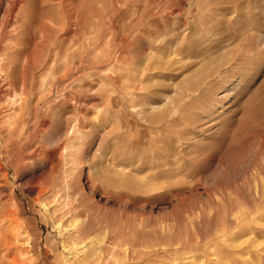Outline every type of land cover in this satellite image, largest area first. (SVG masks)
Segmentation results:
<instances>
[{
  "label": "rangeland",
  "instance_id": "1",
  "mask_svg": "<svg viewBox=\"0 0 264 264\" xmlns=\"http://www.w3.org/2000/svg\"><path fill=\"white\" fill-rule=\"evenodd\" d=\"M70 223L107 264H264V0H0V264H79Z\"/></svg>",
  "mask_w": 264,
  "mask_h": 264
},
{
  "label": "bare ground",
  "instance_id": "2",
  "mask_svg": "<svg viewBox=\"0 0 264 264\" xmlns=\"http://www.w3.org/2000/svg\"><path fill=\"white\" fill-rule=\"evenodd\" d=\"M115 57H114V59H113V62L115 61H119L120 59H122L120 56H118V54L116 55H114ZM81 57V56H80ZM109 58V57H108ZM112 58V57H111ZM81 59V58H80ZM30 61H32V60H30ZM82 61V60H81ZM74 62V61H73ZM83 62V61H82ZM80 64H82L83 65V63H80ZM68 66H69V64H68ZM81 66V65H80ZM143 67V66H142ZM65 68V67H64ZM73 69H75V66L74 67H72V68H70V71H72ZM143 69H149V68H143ZM61 70V69H60ZM203 70V69H202ZM21 71V70H20ZM20 71H18V75H20ZM60 72V71H59ZM217 72V71H216ZM215 72V73H216ZM78 73V72H77ZM134 73V72H133ZM214 73V72H213ZM67 74V73H66ZM137 74H139V73H137ZM212 75V74H211ZM205 76V75H204ZM208 76H210V74L208 75ZM48 77V76H47ZM66 77H67V75H66ZM131 77V76H130ZM206 77V76H205ZM202 78V77H201ZM200 78V79H201ZM131 79H133V77H131ZM136 79V77L134 78V80ZM138 79H139V76H138ZM199 79V80H200ZM64 80V76H63V73H61V74H59L57 77H55V78H53V79H51L50 81H49V85H50V87H51V90L54 92V91H59V90H61V88L62 87H58L59 85H60V82H62ZM190 80V79H189ZM187 81L188 83H185L184 85H181V86H183V87H185V86H188V88H189V86H190V88H193L196 84H197V82L199 83L200 81ZM22 82V81H21ZM114 82V81H113ZM133 82V81H132ZM135 83V82H134ZM218 83V82H217ZM222 83V80H221V82L220 83H218L217 85L218 86H220V84ZM136 84V83H135ZM223 84V83H222ZM221 84V85H222ZM41 85V84H40ZM43 86V85H42ZM45 86V85H44ZM61 86H63V85H61ZM130 87H126L127 89L128 88H130V91H131V93L133 94V95H135V93H137V92H133V91H139L140 90V88L141 87H139L138 85L136 86V85H129ZM16 87H18V89H17V91H18V93L22 90V84L19 82L18 84H17V86ZM28 87H30V86H28ZM46 87V86H45ZM125 88V89H126ZM16 89V88H15ZM186 89V88H185ZM194 89V88H193ZM47 90V89H46ZM129 90V89H128ZM180 90V89H179ZM199 90V89H198ZM16 91V90H15ZM142 91V90H141ZM181 91V90H180ZM200 91V90H199ZM204 91V90H203ZM16 93V92H15ZM181 93V92H180ZM184 93H186V92H184ZM191 93V92H190ZM198 94V93H197ZM200 94V93H199ZM198 94V95H199ZM181 95V94H180ZM179 95V96H180ZM183 95V94H182ZM179 96L177 97V99L179 98ZM184 96V95H183ZM195 96V95H194ZM197 96V95H196ZM170 98V97H169ZM176 98V97H175ZM181 98V97H180ZM180 98H179V100H180ZM21 99V98H20ZM164 99H165V97H164ZM168 99V98H167ZM166 99V100H167ZM186 99H187V97H186ZM9 100V99H8ZM72 100H73V98H72ZM179 100L178 101H176V102H178L179 103ZM189 100V99H188ZM188 100H185V101H188ZM207 100V99H206ZM175 102V103H176ZM183 102V101H182ZM211 102L212 101H207V103H206V106H210L211 105ZM38 103V102H37ZM145 103V102H144ZM172 103V102H171ZM174 103V104H175ZM177 103V104H178ZM9 104L12 106V111H14L15 112V116H14V119H12L13 117H11V121H10V123H11V125H10V127H9V125H8V131L9 130H12L13 129V127H14V125H15V121L16 120H20V113H23V111H21V106H23L22 104H24V103H22V101H20L19 100V98H13V99H10V101H9ZM174 104H173V106H174ZM143 105V104H142ZM148 105V104H147ZM171 105V104H170ZM193 105H197V104H193ZM146 106V105H145ZM178 106H180V104L178 105ZM31 107V106H30ZM181 107V106H180ZM179 107V108H180ZM146 109H140V108H138V109H136L135 111H133L134 112V115L136 116V118H137V120H138V122H140V124H141V126H142V128L141 129H145V128H147V127H149L150 125H151V127L150 128H152L153 129V127H152V125H158V126H161L160 125V120H161V117H162V115H161V113L160 112H154V113H150L149 111L151 110V107H148L147 108V106L145 107ZM169 108H171L172 110H173V108L172 107H169ZM169 108H166L167 110L169 109ZM159 110V109H158ZM167 110H165V111H167ZM156 111V110H155ZM176 111V110H175ZM169 112V111H168ZM171 112V111H170ZM166 113V112H165ZM169 114V113H168ZM167 114V115H168ZM172 114V113H171ZM166 115V114H165ZM165 116H163V118H164ZM170 117V116H169ZM168 117V118H169ZM167 121V120H166ZM162 122V121H161ZM165 122V121H164ZM149 125V126H148ZM163 126V125H162ZM155 127V126H154ZM156 128V127H155ZM161 129V128H160ZM54 186L53 185H49V189L50 188H53ZM48 189V191H47V194L48 193H50V190ZM45 192L46 191H40V193H41V195L42 194H45ZM47 194H45V195H47ZM71 210H72V208H70L69 206H67L66 205V203H64L63 204V206H62V210H60L59 212H57V214H56V216H55V221H58V220H60L62 217H67L68 216V214L71 212ZM67 223V222H66ZM67 225V224H66ZM60 226V225H59ZM67 226H69L68 227V229H66L67 230V232L65 233V235L67 236V240H68V245L69 246H71L70 247V249L69 250H71V248H72V250L71 251H73V254H75V256H78V258H77V261L79 262V264H90V263H92V262H94V261H96L97 262V264H107V261H106V257L107 256H109L110 254V252L111 251H113L114 252V250L116 251V249H117V247H118V245H117V241L115 240L114 241V239H113V242L112 243H107V245L105 246V248H103V247H100V248H96L95 246H93L92 245V241L90 240V239H85L86 237H83L82 238V232H81V229H80V226L79 225H72L71 223L69 224V225H67ZM55 229V228H54ZM90 232V231H89ZM88 233V232H87ZM85 235V234H84ZM23 238V237H22ZM23 241V240H22ZM112 241V240H111ZM26 243V242H25ZM68 247V246H67ZM112 247L113 248H115V249H113V250H111L112 249ZM69 248V247H68ZM101 248H103V249H101ZM118 248H120V247H118ZM67 249V248H66ZM22 250V249H21ZM68 250V249H67ZM66 250V251H67ZM103 251V257L101 256V257H98V254L99 253H101ZM18 252V251H17ZM69 252V251H68ZM19 253V252H18ZM67 253V252H66ZM71 253V252H70ZM116 253V252H115ZM125 253H126V251H125ZM129 253V252H128ZM91 254V256H92V258L91 259H89V255ZM130 254V253H129ZM132 254V253H131ZM112 255V254H111ZM125 255V254H124ZM23 256V255H22ZM85 256H87L88 257V259L87 260H84V258H86ZM20 257V256H19ZM99 258V259H98ZM18 259V258H17ZM119 259H121V256H119ZM5 264H27L26 263V261H24V260H21V261H17V260H14V259H11V260H8V261H6V263Z\"/></svg>",
  "mask_w": 264,
  "mask_h": 264
}]
</instances>
